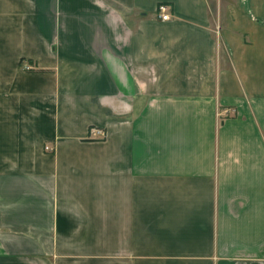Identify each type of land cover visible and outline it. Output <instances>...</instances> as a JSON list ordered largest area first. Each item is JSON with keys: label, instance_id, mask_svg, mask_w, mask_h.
I'll return each instance as SVG.
<instances>
[{"label": "crops", "instance_id": "0c3cea01", "mask_svg": "<svg viewBox=\"0 0 264 264\" xmlns=\"http://www.w3.org/2000/svg\"><path fill=\"white\" fill-rule=\"evenodd\" d=\"M0 264H264V0H0Z\"/></svg>", "mask_w": 264, "mask_h": 264}, {"label": "built area", "instance_id": "2783aa9c", "mask_svg": "<svg viewBox=\"0 0 264 264\" xmlns=\"http://www.w3.org/2000/svg\"><path fill=\"white\" fill-rule=\"evenodd\" d=\"M157 14L158 18L162 21H167L170 18L167 12V6L163 4L158 6ZM89 137L98 141L103 140L106 137V131L100 127H91L89 130ZM46 150L50 151L51 149L46 147Z\"/></svg>", "mask_w": 264, "mask_h": 264}]
</instances>
